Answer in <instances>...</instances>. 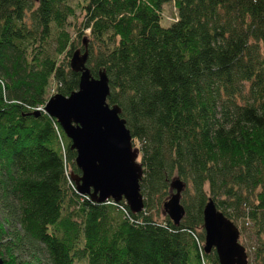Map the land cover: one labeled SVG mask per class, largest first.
<instances>
[{
	"label": "trees",
	"instance_id": "obj_1",
	"mask_svg": "<svg viewBox=\"0 0 264 264\" xmlns=\"http://www.w3.org/2000/svg\"><path fill=\"white\" fill-rule=\"evenodd\" d=\"M171 1L178 18L163 26ZM84 11L87 65L94 77L107 73L108 103L140 149L144 209L81 194L77 153L41 111L52 81L66 96L79 89L80 73L59 60L80 49L67 31L74 7L0 0L4 263L219 264L204 249L213 199L232 221L256 226L251 261L264 264V0H89ZM174 179L185 183L178 225L164 213Z\"/></svg>",
	"mask_w": 264,
	"mask_h": 264
},
{
	"label": "water",
	"instance_id": "obj_2",
	"mask_svg": "<svg viewBox=\"0 0 264 264\" xmlns=\"http://www.w3.org/2000/svg\"><path fill=\"white\" fill-rule=\"evenodd\" d=\"M88 59V50L77 49L73 53L70 65L80 73L79 89L69 96L55 94L47 101L46 111L58 121L77 153L81 174H74L72 179L78 191L98 203L125 199L131 211L141 212L145 203L140 149L121 116V107L108 103L111 88L107 73L101 71L94 77ZM184 189L185 183L174 179L171 195L164 203V213L177 225L186 215ZM203 227L204 249L207 253L215 250L219 264H249L247 249L240 242V228L218 209L213 199L204 208ZM0 264H5L1 257Z\"/></svg>",
	"mask_w": 264,
	"mask_h": 264
},
{
	"label": "rangeland",
	"instance_id": "obj_3",
	"mask_svg": "<svg viewBox=\"0 0 264 264\" xmlns=\"http://www.w3.org/2000/svg\"><path fill=\"white\" fill-rule=\"evenodd\" d=\"M88 1L89 0H69V3L71 4V6H73L75 9V15L69 18L67 31L69 32L71 36L72 42L74 41L76 42V49L80 48L82 52H84L83 50L84 46L87 48L89 47L88 38H90V30H85L83 34H80V31H79V29L81 28V25L83 24L85 20L84 5H86ZM177 18H178V12H177V8H176L174 1L166 3L163 6V10H162V25L170 26L173 22L177 20ZM65 53L59 56V60L63 61V60L68 59V62H70L71 56L67 57ZM57 93H59L57 92V84L55 81H52L50 85V90L48 93L49 99ZM136 144L137 146H139L138 141L136 142ZM156 210L160 212L159 214L160 220H163L166 216L163 214V206L161 205ZM248 220H249L248 218H244V217L238 218V220H236L235 223L241 230L240 242L246 247L248 255H249V264H252V261H251L252 250L254 246L258 245V236H257L258 233H257L256 226L251 222V220L250 221ZM263 238H264V234H263Z\"/></svg>",
	"mask_w": 264,
	"mask_h": 264
},
{
	"label": "built area",
	"instance_id": "obj_4",
	"mask_svg": "<svg viewBox=\"0 0 264 264\" xmlns=\"http://www.w3.org/2000/svg\"><path fill=\"white\" fill-rule=\"evenodd\" d=\"M42 109V108H41Z\"/></svg>",
	"mask_w": 264,
	"mask_h": 264
}]
</instances>
